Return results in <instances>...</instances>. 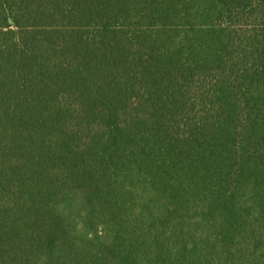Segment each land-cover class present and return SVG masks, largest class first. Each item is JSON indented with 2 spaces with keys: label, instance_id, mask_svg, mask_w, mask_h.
Returning <instances> with one entry per match:
<instances>
[{
  "label": "trees",
  "instance_id": "16d2710c",
  "mask_svg": "<svg viewBox=\"0 0 264 264\" xmlns=\"http://www.w3.org/2000/svg\"><path fill=\"white\" fill-rule=\"evenodd\" d=\"M0 264H264V0H0Z\"/></svg>",
  "mask_w": 264,
  "mask_h": 264
}]
</instances>
